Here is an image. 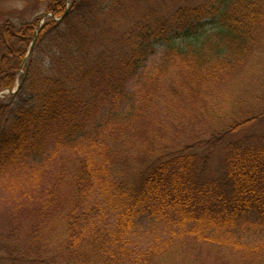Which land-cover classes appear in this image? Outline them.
I'll return each mask as SVG.
<instances>
[{"label": "trees", "instance_id": "16d2710c", "mask_svg": "<svg viewBox=\"0 0 264 264\" xmlns=\"http://www.w3.org/2000/svg\"><path fill=\"white\" fill-rule=\"evenodd\" d=\"M47 2L32 21L0 9V92L14 90L29 55L21 88L9 103L0 101V252L6 262L152 264L189 239L264 261V245L250 244L243 232L245 226L264 232V143L230 141L220 179L206 172L211 149L204 156L188 149L165 153L124 177L114 167L111 143L130 128L137 109L129 85L149 58L162 50L160 71L180 66L197 86L222 81L253 55L264 0H207L156 22L146 18L122 35L103 32L110 38L95 31L113 7L109 0H70L69 9L66 0ZM121 2L107 14L117 13ZM17 14L18 25L12 22ZM35 38L37 50L50 47L42 74L37 50L27 49ZM97 40L105 47L98 54L91 48ZM151 100L145 97L144 107ZM45 181L44 202L33 208L30 191ZM67 182L72 199L64 206L57 194ZM45 233L52 242L61 238L60 255L31 259L28 238L38 244Z\"/></svg>", "mask_w": 264, "mask_h": 264}, {"label": "rangeland", "instance_id": "374dc122", "mask_svg": "<svg viewBox=\"0 0 264 264\" xmlns=\"http://www.w3.org/2000/svg\"><path fill=\"white\" fill-rule=\"evenodd\" d=\"M46 1L51 0L42 2L38 0H0V9L6 7L8 11H14L12 13L22 12L24 21H32L45 13ZM116 1L109 0L108 5H113V7L104 12L95 25V31L101 32L100 35L106 31H111L114 35H122L134 29L146 18L156 22L158 19L169 17L179 8L198 6L207 2V0H122L123 6L121 2L117 13L107 14L116 9ZM66 2L69 9L70 0ZM19 14L15 16L17 18L12 19V22L17 25L21 22ZM3 19L0 18V23ZM43 22L44 20H41V25ZM103 34L109 37L107 33ZM36 40L37 38L33 39L27 49L37 50ZM92 46H94L91 47L93 52L97 54L105 49L101 40H97ZM49 48L43 45L37 50L41 74L49 68ZM162 52L159 50L149 58L143 69L136 74L135 80L129 85L136 94L137 112L131 116L130 128L122 130L120 139L116 137L117 139L111 141L112 144L114 143L113 149L115 150L114 167H117L120 175L133 177L136 169L150 164L159 155L188 149L204 156L207 149H211L212 153L206 172L208 176L211 174L220 179L225 174V146L230 141L264 143V26L260 31L254 53L245 64L233 75L225 77L222 81L208 83L206 86L190 83L186 78V71L180 66L169 67L167 72H161L159 66ZM28 59L29 55L25 65L16 75V87L13 91L0 92V101L9 103V97L14 95V91H19L25 78ZM149 79L154 82L159 80L160 84L155 87L148 82ZM153 88H157L156 93L152 92ZM25 95L27 93L23 97ZM150 96L151 102L144 107V98ZM23 97H18L16 104H19ZM140 105L141 107H137ZM142 113L144 114L140 117ZM244 122L248 123L243 125L236 135L227 134L234 125L236 127L237 124ZM42 185V188L30 191L33 208L41 207L44 202L43 194L47 190L44 188L49 187V182L45 181ZM59 191L57 198L64 200V206L69 205L72 190L68 182ZM0 194L3 195L4 191L0 190ZM1 204L0 202V206ZM2 212L0 207V213ZM1 226L0 214V230ZM243 232L244 240L250 244L264 245V232L260 228L245 226ZM60 233L64 234L61 231ZM56 237H52L53 244L51 235L45 233L40 237L38 244L35 242L37 245L30 243L28 238L27 242L33 249L31 259H33L32 256L37 257L38 254L40 258L46 260H51L55 255L58 257L62 240ZM6 258L7 254L0 252V264H10L6 262ZM152 264H264V261H248L229 248L198 243L195 239H189L179 242L171 251L157 258Z\"/></svg>", "mask_w": 264, "mask_h": 264}]
</instances>
